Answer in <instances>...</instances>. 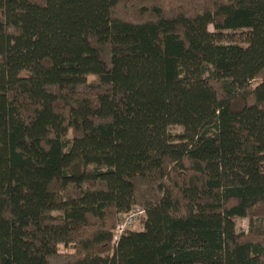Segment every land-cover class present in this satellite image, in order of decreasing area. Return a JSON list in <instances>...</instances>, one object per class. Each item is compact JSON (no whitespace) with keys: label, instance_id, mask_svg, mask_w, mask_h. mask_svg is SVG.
Here are the masks:
<instances>
[{"label":"trees","instance_id":"1","mask_svg":"<svg viewBox=\"0 0 264 264\" xmlns=\"http://www.w3.org/2000/svg\"><path fill=\"white\" fill-rule=\"evenodd\" d=\"M0 264H264V0H0Z\"/></svg>","mask_w":264,"mask_h":264},{"label":"built area","instance_id":"2","mask_svg":"<svg viewBox=\"0 0 264 264\" xmlns=\"http://www.w3.org/2000/svg\"><path fill=\"white\" fill-rule=\"evenodd\" d=\"M142 216H145V210L143 208H136L133 211L124 214L115 229L114 243L118 242V240L126 230L132 229L133 225Z\"/></svg>","mask_w":264,"mask_h":264},{"label":"rangeland","instance_id":"3","mask_svg":"<svg viewBox=\"0 0 264 264\" xmlns=\"http://www.w3.org/2000/svg\"><path fill=\"white\" fill-rule=\"evenodd\" d=\"M209 29H210V31L213 32L214 31L213 25H210ZM182 131H183V128L180 127V126H172L170 128V132L172 134H178V133H181ZM123 216L124 215H119L118 218H117V222H119ZM143 218H144V216L140 217L138 219V221L133 225L132 229L140 230L143 227ZM237 228L239 230L247 231L249 229V219L248 218H239L237 220Z\"/></svg>","mask_w":264,"mask_h":264}]
</instances>
